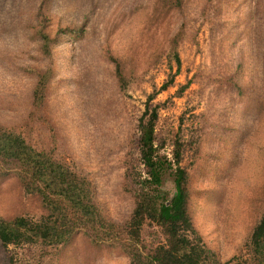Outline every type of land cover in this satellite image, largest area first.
Returning <instances> with one entry per match:
<instances>
[{
  "label": "rangeland",
  "instance_id": "1",
  "mask_svg": "<svg viewBox=\"0 0 264 264\" xmlns=\"http://www.w3.org/2000/svg\"><path fill=\"white\" fill-rule=\"evenodd\" d=\"M148 105L160 156L173 161L180 148L206 248L223 262L248 257L264 216V0H0V127L86 177L108 225L60 246L0 242V264H131L125 227L146 176ZM49 214L0 175V218ZM165 240L146 222L135 248L150 254Z\"/></svg>",
  "mask_w": 264,
  "mask_h": 264
},
{
  "label": "trees",
  "instance_id": "2",
  "mask_svg": "<svg viewBox=\"0 0 264 264\" xmlns=\"http://www.w3.org/2000/svg\"><path fill=\"white\" fill-rule=\"evenodd\" d=\"M43 40L47 50L49 38L44 35ZM176 57L180 68L179 55L176 54ZM112 61L119 82H124L122 61L115 58ZM157 121V110L151 111L148 105L139 124L140 156L146 176L137 181L139 188L133 217L125 227V236L132 244H128L132 248L126 250L131 264H264V216L254 230L248 257L240 256L223 262L206 248L189 214L188 173L182 166L180 148L174 152L173 161L160 156L156 144ZM168 171L173 172L175 183L172 197H168L162 189ZM3 174L15 175L24 189L39 195L51 212L41 219L0 218V242L5 247L39 243L66 245L80 231L107 229V219L96 204L95 192L86 177L50 155L36 151L20 135L0 127V175ZM146 222L159 226L166 240L145 255L135 246L141 239ZM111 227L115 231L124 229L115 224ZM103 233L107 240L113 238V234Z\"/></svg>",
  "mask_w": 264,
  "mask_h": 264
}]
</instances>
